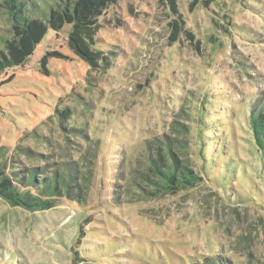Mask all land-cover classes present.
I'll list each match as a JSON object with an SVG mask.
<instances>
[{
  "label": "rangeland",
  "instance_id": "obj_1",
  "mask_svg": "<svg viewBox=\"0 0 264 264\" xmlns=\"http://www.w3.org/2000/svg\"><path fill=\"white\" fill-rule=\"evenodd\" d=\"M32 1L25 15L45 19L51 5ZM97 21L98 66L70 46L72 24L47 22L26 63L0 74V169L91 177L84 203L28 210L0 196V264H264V151L249 124L264 0H117ZM164 135L187 140L203 180L150 197L142 173Z\"/></svg>",
  "mask_w": 264,
  "mask_h": 264
},
{
  "label": "trees",
  "instance_id": "obj_2",
  "mask_svg": "<svg viewBox=\"0 0 264 264\" xmlns=\"http://www.w3.org/2000/svg\"><path fill=\"white\" fill-rule=\"evenodd\" d=\"M44 1L50 4L51 8L46 18L42 19L25 15L28 0H7L6 6L14 23L12 35L6 39L5 49L0 50V74L10 67L26 63L37 43L46 35L49 25L58 30L67 23L72 24L70 46L92 66H98L99 54L92 50L97 18L103 9L117 0ZM170 1L175 3V0ZM32 2L35 4V0ZM71 112L70 108H66L60 112V116L66 120L71 116ZM249 124L256 145L264 151V93L258 95L251 106ZM181 126L184 130L178 131H187L185 125ZM188 149L186 139L170 135H164L160 139V145L157 144L158 152L149 156L147 172L142 173L144 182L152 186L151 189L145 188L148 185L141 187L146 195L155 197L175 193L201 183L203 176L195 170L188 156ZM44 168L15 171L13 174L0 169V196L11 205L28 210L54 207L62 198L86 202V189L90 188L91 177L84 176L82 180H78V171L74 167L70 177L59 169H56L52 176H43L44 172L41 171H45ZM13 175L20 176L28 188L21 190ZM203 264L228 263L215 257L209 258Z\"/></svg>",
  "mask_w": 264,
  "mask_h": 264
}]
</instances>
